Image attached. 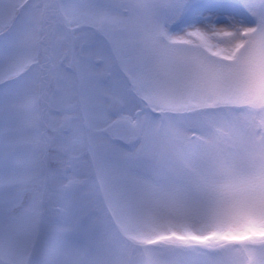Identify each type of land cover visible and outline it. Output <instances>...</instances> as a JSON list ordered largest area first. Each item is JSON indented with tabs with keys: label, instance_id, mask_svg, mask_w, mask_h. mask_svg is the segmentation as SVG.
Listing matches in <instances>:
<instances>
[{
	"label": "snow or ice",
	"instance_id": "snow-or-ice-1",
	"mask_svg": "<svg viewBox=\"0 0 264 264\" xmlns=\"http://www.w3.org/2000/svg\"><path fill=\"white\" fill-rule=\"evenodd\" d=\"M0 264H264V0H0Z\"/></svg>",
	"mask_w": 264,
	"mask_h": 264
}]
</instances>
